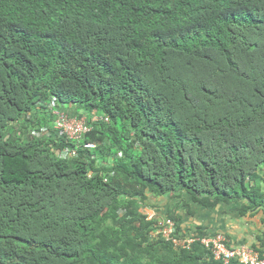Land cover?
<instances>
[{
  "label": "trees",
  "instance_id": "16d2710c",
  "mask_svg": "<svg viewBox=\"0 0 264 264\" xmlns=\"http://www.w3.org/2000/svg\"><path fill=\"white\" fill-rule=\"evenodd\" d=\"M168 201L264 213V0H0V264H222L150 239Z\"/></svg>",
  "mask_w": 264,
  "mask_h": 264
},
{
  "label": "built area",
  "instance_id": "2783aa9c",
  "mask_svg": "<svg viewBox=\"0 0 264 264\" xmlns=\"http://www.w3.org/2000/svg\"><path fill=\"white\" fill-rule=\"evenodd\" d=\"M55 128L60 134H65L70 139H79L84 133L89 131V127L85 124L84 119L70 117L63 112H54ZM93 147L94 144H86ZM75 154V151L69 153L68 149L61 151V155ZM156 235L170 241L175 248H189L191 244L199 241L208 250L212 252L215 260H220L223 264H228L231 260H237L239 264H264V251H258L251 246H232L228 243L226 237L221 233L210 236H199L198 233L192 231H176V226L171 219H167L158 230Z\"/></svg>",
  "mask_w": 264,
  "mask_h": 264
},
{
  "label": "clouds",
  "instance_id": "9594fccd",
  "mask_svg": "<svg viewBox=\"0 0 264 264\" xmlns=\"http://www.w3.org/2000/svg\"><path fill=\"white\" fill-rule=\"evenodd\" d=\"M46 107H47V112H50V113L53 114V124H52V127H53L54 131H56V133L58 134V138H60V139L64 138L67 141H72V142H75V143H82L84 141V148L91 149V150H93V149H95L97 147V145H98L97 142L87 141L86 140V135L89 134V132L92 130V128H93V126H94L95 123H98V122L108 123V121H109L108 115L99 112L97 109H93L90 112L84 111L83 109H77V107L73 103H63L56 96H52V97L49 98V101L46 103ZM67 107L70 108L71 110H74V111H77V112L76 113H73V114H69V112L67 111ZM55 111L66 113L70 117H76V118H79V119H84L85 124L90 128L89 131H87L86 133H84L79 139H70L65 134H60L59 130H57L55 128V124H54L55 118H56V115L54 113ZM88 120L90 121L91 124L88 123ZM31 132H32V134L40 137V135L37 132V130H32ZM40 133L42 135H44V136H48L50 134L49 133V130H47L46 128H42L40 130ZM86 144H94V146L93 147H88V146H86ZM64 149H68L69 150V153H71V151H75V154H68L66 156H63V155H61V151L64 150ZM53 151L60 158L77 157V155H78L77 149L76 148H72V147H70L68 145L62 146V148H59V149H54ZM120 155H121V153L118 154V156H120ZM157 204H159L160 207L162 206L160 204V202H157ZM148 211L151 212V210H148ZM142 212L147 216V219L148 220H151L153 218L157 220L158 226H156L150 232V234H149L150 239H152L154 241L164 240V241L170 242V241L162 238L161 235H156L155 234L156 230H158V228L162 224H164L167 219H171L174 222V224L176 226V231H178L180 233L182 231H187V230L197 233V231H195L196 226L193 227V228H191V227L184 228V227H182L180 225L178 219L177 220H174V219H172L170 217H167L166 213H162L163 214V217L160 218V219H157L155 217V213L154 212H151V213H148V214H146L143 210H142ZM216 233H219V232H216ZM216 233H214V234H216ZM221 234H223V233H221ZM251 247H253V246H251ZM253 248L254 249H257L258 251H260L258 248H255V247H253ZM218 261H220V260H218Z\"/></svg>",
  "mask_w": 264,
  "mask_h": 264
},
{
  "label": "crops",
  "instance_id": "0c3cea01",
  "mask_svg": "<svg viewBox=\"0 0 264 264\" xmlns=\"http://www.w3.org/2000/svg\"><path fill=\"white\" fill-rule=\"evenodd\" d=\"M166 203L167 202L162 203V206H161L162 207V213H166L167 207L171 204L170 203L166 207V206H164ZM189 206L190 207H185V208L182 207L181 209L177 210V214H175L178 217H180L179 223H180V225L182 227H184V228H186V227L193 228L192 224H194V223L196 224L198 222L196 224V226L198 225V226L202 227L208 233H212V232L213 233H216V232L224 233V231H221V230H225V229H223L222 225H220V224L216 225L214 223L213 216H211L212 213H211V211L208 210L209 208H204L203 206H199V205H195V204H190ZM194 206H197L198 208L194 209ZM182 209L184 211H182ZM204 210L205 211H209V212H206L205 214H202ZM222 210H224L225 212H233V213H236V215H238V212H235L233 210H226V209H223V208H222ZM188 211H191L192 214L188 215V213H187V214L183 215L184 212H188ZM242 216H244L245 221L249 222V220H250V221H252V223L255 226L251 225L249 227L243 228L242 224L239 223L237 229H235L231 234L228 233V234L225 235L227 240H228V243L230 245L236 246V247L242 246L241 244H238L237 240L239 239V241L242 242V237L243 236H245V237L248 236V239L246 238V244L245 245L253 246L255 248H258L260 251H264V213L262 211H258V212H254V213L248 212L247 214H244ZM191 219L194 220L193 223L192 222L189 223V220H191ZM258 221H259V223L262 221L261 222L262 226H259ZM257 228L260 230V232L262 231L261 236L260 235H256V238L257 239L260 238L261 242H260V240L258 241V240H254L253 239L255 234H257V233H255ZM239 231L244 232L245 234L243 233L242 236H239L237 234Z\"/></svg>",
  "mask_w": 264,
  "mask_h": 264
},
{
  "label": "rangeland",
  "instance_id": "374dc122",
  "mask_svg": "<svg viewBox=\"0 0 264 264\" xmlns=\"http://www.w3.org/2000/svg\"><path fill=\"white\" fill-rule=\"evenodd\" d=\"M171 203V201H168L164 206H168L169 204ZM195 208H198L197 206H194V209ZM200 208V207H199ZM204 208H206V207H204ZM146 214H148V213H151V212H154L155 213V217L157 218V219H160V218H162L163 217V214H162V207H160V205L159 204H157V203H153V205H151L150 203L148 204V205H146L143 209H142ZM148 210H151V212H149ZM197 210V209H196ZM209 211H211V216H213V219H214V223L216 224V225H222V227H223V229H225V230H221V231H224V235H226V234H231L235 229H237L238 228V225H239V223H241L242 224V227L243 228H246V227H249V226H251V225H254L253 223H252V221H250L249 220V222H247V221H245V219H244V216H242V215H236V213H233V212H225L224 210H222V208L219 206L218 207V205L217 206H214V207H212V208H209L208 209ZM182 211H184L183 209H182ZM209 211H203V213L202 214H205L206 212H209ZM259 211V210H258ZM258 211H256V212H258ZM185 214H187V212H184L183 213V215H185ZM201 214V215H202ZM255 216V215H254ZM258 217V216H257ZM253 218V217H252ZM193 219H191V220H189V223L190 222H192L193 223ZM262 222V221H261ZM259 223V221H258V223H259V226H262V223ZM191 223V224H192ZM198 223V222H197ZM196 223V224H197ZM196 224L194 223V224H192V226L193 227H195L196 226ZM195 225V226H194ZM255 226V225H254ZM219 227V226H218ZM244 232H241V231H239L237 234L239 235V236H242V234H243ZM255 233H257V234H255V236H254V240H260V238H256V235H260L261 236V233H262V231L260 232V230L257 228L256 229V232ZM245 234V233H244ZM246 238L248 239V236L247 237H245V236H243L242 237V242H240L239 241V239L237 240L238 241V244H241V245H245L246 244ZM260 242H261V240H260Z\"/></svg>",
  "mask_w": 264,
  "mask_h": 264
}]
</instances>
